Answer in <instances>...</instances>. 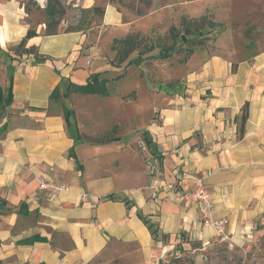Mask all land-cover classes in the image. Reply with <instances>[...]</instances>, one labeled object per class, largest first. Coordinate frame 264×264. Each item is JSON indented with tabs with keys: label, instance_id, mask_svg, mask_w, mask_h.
I'll return each mask as SVG.
<instances>
[{
	"label": "crops",
	"instance_id": "0c3cea01",
	"mask_svg": "<svg viewBox=\"0 0 264 264\" xmlns=\"http://www.w3.org/2000/svg\"><path fill=\"white\" fill-rule=\"evenodd\" d=\"M25 16L24 0H0V264H157L183 239L208 244L218 235L198 223L199 204H181L166 191L151 198L152 183L176 181L179 193L200 172L208 174L212 217L227 220L232 241L262 230L264 47L240 59L231 40L217 41L209 54L195 52L180 67L182 81L154 110L146 152L124 161L109 157L130 153L113 138L89 143L78 137L82 117L71 96L58 105L49 98L55 88L62 93L69 82L84 84L108 70L111 55L99 49L100 57L82 31L48 35L44 23L19 48L29 27ZM117 19L106 8L102 26ZM30 47L33 52L24 51ZM64 106L73 110L68 123ZM138 163L156 164L157 173L140 171ZM121 171L143 179L121 186ZM42 177L68 190H41Z\"/></svg>",
	"mask_w": 264,
	"mask_h": 264
},
{
	"label": "rangeland",
	"instance_id": "374dc122",
	"mask_svg": "<svg viewBox=\"0 0 264 264\" xmlns=\"http://www.w3.org/2000/svg\"><path fill=\"white\" fill-rule=\"evenodd\" d=\"M24 1L29 26L44 23L46 28L49 23L56 25L57 32L82 31L87 44L95 46L100 57L99 49L111 55L108 70L100 72L107 78L109 95L72 92L66 100L71 96L77 117H82L78 137L89 143L113 138L120 149H128L131 154L112 153L109 157L124 161L133 153L139 158L146 152L139 141L147 143L145 130L154 118V110L160 106L161 96L182 81L180 67L195 52L201 49L209 54L217 41L222 44L231 40L240 59L264 47V0H51L53 16L48 15L47 0ZM106 8L115 11L118 19L103 27ZM211 21L221 26L212 27ZM187 24L196 29L195 34L184 35L183 26ZM171 26L175 27L172 34L180 32L185 37V44L171 37ZM128 34L137 35L139 44L129 58L141 52L143 59L139 65L127 64V60L117 63L116 49L120 44L114 39ZM173 43L175 47L166 59L153 57ZM149 46H153L151 51L147 50ZM62 99L53 102L58 105ZM136 167L140 171L145 169L139 163ZM125 173L119 172L121 186H131L143 179ZM157 237L165 241V236L156 234ZM128 249L136 251L134 247ZM135 259L140 260L138 256ZM157 264H264V225L250 239L233 241L232 245L219 237L205 245L183 239Z\"/></svg>",
	"mask_w": 264,
	"mask_h": 264
},
{
	"label": "trees",
	"instance_id": "16d2710c",
	"mask_svg": "<svg viewBox=\"0 0 264 264\" xmlns=\"http://www.w3.org/2000/svg\"><path fill=\"white\" fill-rule=\"evenodd\" d=\"M51 0H47V3H46V8L49 7V9L47 10L48 11V15L49 16H53V11H52V8L49 4ZM96 8V7H95ZM99 10V8H96ZM103 11V9H102ZM210 26L212 27H220L221 24H219L218 22H214V21H211L209 22ZM56 25H51V24H46V28H45V33L50 35V34H55L57 31H56V28H55ZM183 33L185 36H188V35H192V34H195L196 33V29H192L191 27L187 25H184L183 26ZM175 30V27L174 26H171L169 28V31H170V35L174 32ZM199 31H197L198 33ZM37 33H36V28L35 27H31L29 26L24 37L22 38V40L19 42L18 44V47L19 48H22V46L24 45L25 41L30 38V37H33L35 36ZM171 37L173 39H176V38H179L180 41L182 43L183 40L181 38V33L180 32H177L176 34H172ZM114 41L116 42H119L120 44V47L116 49V60H117V63H122L124 61L127 60V64H134V65H139L143 59V56H142V53L141 52H138L137 53V56L134 57V58H129V55L131 52H133L135 49H137V46L139 44L138 42V38H137V35H133V34H128L126 35L125 37L121 38V39H114ZM185 44V43H184ZM175 47V44H171L170 46L166 47V48H162L159 50L158 54L153 56L155 58H167L168 56H170L171 54V51L174 49ZM153 49V46H149L147 48V50L151 51ZM25 52H33L34 51V48L33 47H30V48H26L24 49ZM188 53H191V51H188ZM107 78L105 77H102L101 74L99 72H96V73H92L90 74L88 80L84 83V84H73V83H68L66 85V89L64 92L60 93L59 92V89L58 88H55L52 93L50 94V101L53 102L54 99H60L61 97L62 98H67L69 96L70 93L72 92H75V93H80V94H98V95H101V96H108L109 95V90H108V86H107ZM10 94V92H9ZM2 101H0V104H1ZM64 109V114H65V118H66V122L68 123V117L69 115H72L73 114V110L71 108H67V107H63ZM246 111H247V104H244L243 106V109H242V114H241V126L239 128V132L240 134H242V124L243 122L245 121L246 119ZM71 156H74L72 154V152L69 153ZM138 216L148 225V227L151 229L152 231V234H154V236L156 237V228H153V225L152 224H148V221L146 220V218L138 212Z\"/></svg>",
	"mask_w": 264,
	"mask_h": 264
},
{
	"label": "built area",
	"instance_id": "2783aa9c",
	"mask_svg": "<svg viewBox=\"0 0 264 264\" xmlns=\"http://www.w3.org/2000/svg\"><path fill=\"white\" fill-rule=\"evenodd\" d=\"M93 56H96L93 55ZM91 62V58L86 60V65H89ZM139 146L142 149H146V143L144 140L139 141ZM148 174L153 176L157 173V167L156 164L148 165ZM208 174L206 172H200L197 173L193 178V184L192 186L182 192L178 191V182L176 181H169L165 182L163 184H159L157 182L152 183L151 188V198L157 197V194L160 191H166L170 193H176V201L181 204H187V203H197L201 206V209L203 210V217L201 220L198 221L199 224L211 226L214 228L216 234L218 235L219 239L221 241H227L229 245H232V239L226 232V226H227V220L225 218L221 219H214L212 217V211L214 208V205L212 203V200L210 198V195L208 193L207 187H206V178ZM39 188L41 190H46L48 192H59V191H67L68 186L57 183L51 179L42 177L39 179Z\"/></svg>",
	"mask_w": 264,
	"mask_h": 264
},
{
	"label": "water",
	"instance_id": "95a60500",
	"mask_svg": "<svg viewBox=\"0 0 264 264\" xmlns=\"http://www.w3.org/2000/svg\"><path fill=\"white\" fill-rule=\"evenodd\" d=\"M181 38H182L183 41H185V37L183 35L181 36Z\"/></svg>",
	"mask_w": 264,
	"mask_h": 264
}]
</instances>
